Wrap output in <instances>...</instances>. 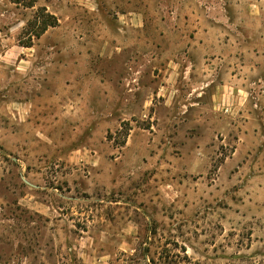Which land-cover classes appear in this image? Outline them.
I'll list each match as a JSON object with an SVG mask.
<instances>
[{
  "label": "rangeland",
  "instance_id": "obj_1",
  "mask_svg": "<svg viewBox=\"0 0 264 264\" xmlns=\"http://www.w3.org/2000/svg\"><path fill=\"white\" fill-rule=\"evenodd\" d=\"M9 1L0 75L32 96L29 181L68 215L2 211L21 221H0V264H264V115L216 99L264 39V0Z\"/></svg>",
  "mask_w": 264,
  "mask_h": 264
},
{
  "label": "crops",
  "instance_id": "obj_2",
  "mask_svg": "<svg viewBox=\"0 0 264 264\" xmlns=\"http://www.w3.org/2000/svg\"><path fill=\"white\" fill-rule=\"evenodd\" d=\"M0 4L9 5L11 3L9 0H0ZM261 5L260 3V7ZM15 30V27L10 28L6 34L0 30V45L4 44L9 50L15 48ZM250 50L254 54L248 57L246 62H242L240 69L232 74L231 84L218 88L216 99L221 105L226 103L230 105L231 99H234L232 113L240 118H247L244 123L258 124V115H264V39L252 44ZM2 62L0 61V64ZM13 62L15 65L16 62ZM224 91L226 94H223ZM32 111V96L26 92V89L22 93L17 91L16 75H0V184L11 178L13 175L11 168H14L18 169L23 187L27 189L16 202L10 201L14 190L1 189L0 214L2 211L11 210L14 205L41 216L44 221H52L55 218L54 214L58 216L56 217L58 220L63 221L68 214L64 213L65 209L61 203L64 202L65 196L59 188L32 185L29 181L34 158L32 153L34 136L30 122ZM40 136L42 138L43 134ZM42 171H44L43 168ZM50 191L55 193L57 202H60L56 206L48 199ZM35 194H40V196L35 197ZM75 194L76 196L70 199L73 202V215H78L79 219L82 213L75 205L80 204L81 197L79 193ZM0 221L21 220L14 216L13 218L5 217L3 214Z\"/></svg>",
  "mask_w": 264,
  "mask_h": 264
}]
</instances>
